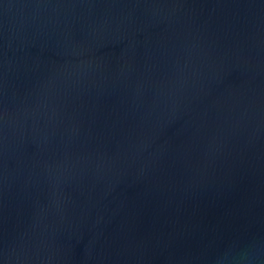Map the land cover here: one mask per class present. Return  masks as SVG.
Segmentation results:
<instances>
[{
	"label": "water",
	"instance_id": "obj_1",
	"mask_svg": "<svg viewBox=\"0 0 264 264\" xmlns=\"http://www.w3.org/2000/svg\"><path fill=\"white\" fill-rule=\"evenodd\" d=\"M0 264H264V0H0Z\"/></svg>",
	"mask_w": 264,
	"mask_h": 264
}]
</instances>
